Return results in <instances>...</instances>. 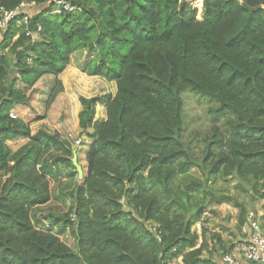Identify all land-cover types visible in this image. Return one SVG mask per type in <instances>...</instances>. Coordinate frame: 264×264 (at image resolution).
Wrapping results in <instances>:
<instances>
[{
  "label": "trees",
  "instance_id": "trees-1",
  "mask_svg": "<svg viewBox=\"0 0 264 264\" xmlns=\"http://www.w3.org/2000/svg\"><path fill=\"white\" fill-rule=\"evenodd\" d=\"M68 2L0 0L26 4L0 38V264H215L204 251L220 234L193 227L231 203L239 231L246 198H264V0ZM79 49L116 90L79 96L78 180L66 134L9 113L51 75L44 116L69 117L59 75ZM184 91L214 103L202 136L183 138Z\"/></svg>",
  "mask_w": 264,
  "mask_h": 264
},
{
  "label": "crops",
  "instance_id": "crops-1",
  "mask_svg": "<svg viewBox=\"0 0 264 264\" xmlns=\"http://www.w3.org/2000/svg\"><path fill=\"white\" fill-rule=\"evenodd\" d=\"M26 8H28V7H26ZM34 8H36V7H34ZM85 51H87V50L83 49V51H81L79 54L83 53L82 55L85 56V54H86ZM74 55H75V53L72 54L70 63L68 64L67 68L59 75V78H60L62 85H63V88H64V91H63L64 95L66 96L67 99H69L68 102H70V100L73 101V93L75 92V89L77 88L76 91H79L80 88H82V85L85 88L84 93H87V95H84L82 92H81L82 93L81 95H83L85 97L98 96V95H102L105 93H112V94L115 93L112 91V89L110 87H107V86H109L108 85L109 83L107 81H105L104 79L99 78L97 76H90L85 72V70L83 69V64L87 60L86 57H85V59L83 57V61L81 60L82 63H81L80 68H79V64L81 61L78 63V65L76 63L73 64ZM91 55L92 54H90V58L92 57ZM79 71H81V72H79ZM52 80H53V76H51V75H46V76L42 77V79L35 85L34 91L39 89V83L43 82V81H44V83L48 82L49 88H51ZM97 85H100L101 90H102V91H100L101 93L97 92V93L92 94L93 91L94 92L97 91ZM107 88L110 90H108ZM90 90H92V92H89ZM115 90H116V87H115ZM79 96L80 95H78L76 100L73 101V103H72L73 106L71 107V110H70V114H71L72 119H73L72 127H58V125L49 124L50 123L49 119L44 117L38 121L39 126H37V125L33 126L32 125L33 123H30L31 132L35 133L38 131V129L42 128V126H46V128H48L49 130H58L62 134H66L67 131H72L75 135L80 136V129L77 126V116H78V112L80 111ZM17 106L22 107L21 109L24 108V110H27V111H25V113L28 114L27 116H29V118H31V119L35 118L38 120V118H40L39 116H44L43 114L40 115L39 113H35V110L33 109V104L31 102H29L27 104H15L12 107L11 111L15 112L17 109L16 108ZM52 111H54V110H52ZM52 113H54V112H52ZM45 114L49 115L48 110L46 111ZM95 117L98 120H104L106 118V110H105L104 106L98 105L96 107V116ZM81 137L82 138L86 137V138H84V139H86V141H85L84 145L82 144L81 146H79L77 148L76 155H77L78 163L80 164L82 171H83L86 169V166H85L86 160H85V155L83 154V152L87 149V146L83 150L81 148H82V146L84 147L87 143H89V139L85 135V132H82ZM18 141H20V143L15 148L10 147L9 142H18ZM26 141H27V138L19 137L13 141H8L7 143L12 150H16L18 147H20L21 145L26 143ZM63 179L65 180L66 178L63 177ZM77 179L79 180L78 177H77ZM232 191H233V189H232ZM245 205H246V210H245L243 215L246 216L247 211L252 210V209L259 211V209H261V207H264V198L261 200L256 199V198L255 199L246 198ZM215 212L216 213H214V214H211L213 212L209 213L210 217L208 216V218L207 219L205 218V220H208L211 222L213 220H216L217 221L216 225H215L216 227L212 229L211 227L207 228V226H205V225L204 226L209 231L217 232L220 234L221 245L223 247L222 246L219 247V244L213 245L214 242L212 243L211 240H208L209 246H208V250L204 251V257L209 256L212 259V261H214L215 264H222L221 256L224 253L222 250L223 248H227V250H230L228 252H231V253L234 252V254L239 257L238 249H239L240 244L243 241V239H242V237L238 231V227H237L240 214H239L238 209L233 204L231 205V203H228V204L223 203V204L215 206ZM207 223H209V222H207ZM204 224H206V223H204ZM215 230H217V231H215ZM200 232H201V230H200ZM200 232H198V233L200 234ZM206 235H208V232ZM201 240L202 239L200 237V239L198 241V245L200 244ZM209 251H211L210 254H209ZM173 264H176V262H173ZM242 264H249V263L242 261Z\"/></svg>",
  "mask_w": 264,
  "mask_h": 264
},
{
  "label": "rangeland",
  "instance_id": "rangeland-1",
  "mask_svg": "<svg viewBox=\"0 0 264 264\" xmlns=\"http://www.w3.org/2000/svg\"><path fill=\"white\" fill-rule=\"evenodd\" d=\"M190 1L194 3L196 1L200 2L201 0H190ZM201 13H202V11H201V9H199L198 14H197L198 18H201ZM1 37H2V32H0V38ZM81 51H83V49H79V50L74 52L75 55H74V59H73L74 60L73 64L76 63L78 65V63L81 60L83 61V57H84V59L86 57L87 60L90 58V54L88 53V51H85V53H86L85 56L82 55L83 53L79 54ZM82 61L79 64V68L81 66ZM79 72H81V71H79ZM108 83H109L108 84L109 86H107V87H110L112 89V91L115 92V83H111V82H108ZM49 89L50 88H49L48 82L44 83V81H43V82L39 83V89L38 90H35V91L33 90V93H32V96H31L29 102H31L33 104V109L35 110V113H39L40 115L41 114L45 115V113L47 111L46 106H45V98L49 92ZM76 89H75V92L73 93V101H75L77 96L81 95L82 93L84 95H87V93H84L85 88L83 87V85H82V88H80V90L78 89L79 91H76ZM108 90H110V89H108ZM100 91H102L101 87H100V85H97V91L96 92L93 91L92 94L100 92ZM89 92H92V90H90ZM182 97H183V102H184V105H183V117H184L183 138L184 139H190L193 135L202 136L204 133H206L209 130V127H211V118H210V114H209L208 110L210 107L214 106V103L211 102L210 100H207L206 98L198 96L197 94H195L191 91H184L182 93ZM71 101L72 100H70V102H69V111L71 110V107L73 106L72 105L73 101L72 102ZM16 108L18 109V110L16 109V111H15L16 115L19 117H22L26 121H30L31 123H33L32 124L33 126H36V125L39 126L38 121L45 117V116H39L40 118H38V120L35 118L31 119V118H29V116H27L28 114L25 113V111H27V110H24V108L21 109L22 107H20V106H17ZM49 122H50L49 124L59 125V127H64V126L65 127H72L73 119H72L71 115H69V117H68L66 114H64L61 117V116H59V113L55 112L54 116H53V120L49 119ZM219 125H220V127H224V125L221 124V120L219 122ZM79 138L81 139L82 144L85 143L86 139H84V138H86V137L82 138L80 135ZM19 143H20V141L9 142V145L11 148H15ZM86 146L87 145H85L84 147L82 146L81 149L82 150L85 149ZM231 188L233 189V183H232ZM209 213H211V212L208 208V210L204 214V219L208 218ZM211 214H214V213H211ZM207 222H209V223H207ZM216 222H217L216 220H213L212 222L208 221V220H204L202 223H197L193 227V229L200 232L202 224L207 226V228L211 227L213 229L216 227L215 226ZM204 223H206V224H204ZM215 231H217V230H215ZM61 238L63 240H65V242L70 247H72V248L74 247L73 238L69 233H67L63 236L61 235ZM171 264H173V263H171Z\"/></svg>",
  "mask_w": 264,
  "mask_h": 264
},
{
  "label": "built area",
  "instance_id": "built-area-1",
  "mask_svg": "<svg viewBox=\"0 0 264 264\" xmlns=\"http://www.w3.org/2000/svg\"><path fill=\"white\" fill-rule=\"evenodd\" d=\"M53 3V11L60 13L62 9L72 11L74 7L68 0H51ZM25 3H21L14 10L0 9V32L8 25L9 21L18 13L23 12ZM27 21V15L23 16V22ZM29 33V32H28ZM10 117H17L14 111H10ZM66 138L74 146L78 148L81 145V139L72 131L66 132ZM73 220L74 215L72 214ZM239 233L243 239L239 246L238 254L234 252H225L221 256L222 264H242L245 261L249 264H264V207L258 210H249L245 216V221L240 225Z\"/></svg>",
  "mask_w": 264,
  "mask_h": 264
},
{
  "label": "water",
  "instance_id": "water-1",
  "mask_svg": "<svg viewBox=\"0 0 264 264\" xmlns=\"http://www.w3.org/2000/svg\"><path fill=\"white\" fill-rule=\"evenodd\" d=\"M71 160H72V164L75 167V170L77 172L78 178L81 179L83 177V171H82L80 164L77 161L76 148H74V150H73V155H72Z\"/></svg>",
  "mask_w": 264,
  "mask_h": 264
}]
</instances>
